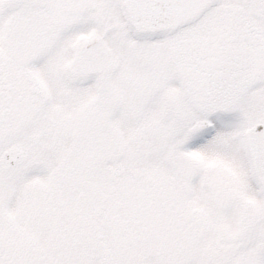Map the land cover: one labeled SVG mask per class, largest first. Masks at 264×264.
Returning a JSON list of instances; mask_svg holds the SVG:
<instances>
[{"label": "snow or ice", "instance_id": "6c2138e0", "mask_svg": "<svg viewBox=\"0 0 264 264\" xmlns=\"http://www.w3.org/2000/svg\"><path fill=\"white\" fill-rule=\"evenodd\" d=\"M0 264H264V0H0Z\"/></svg>", "mask_w": 264, "mask_h": 264}]
</instances>
